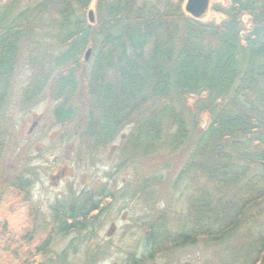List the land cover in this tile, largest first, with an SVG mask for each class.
Instances as JSON below:
<instances>
[{"label": "trees", "instance_id": "16d2710c", "mask_svg": "<svg viewBox=\"0 0 264 264\" xmlns=\"http://www.w3.org/2000/svg\"><path fill=\"white\" fill-rule=\"evenodd\" d=\"M14 1L0 11V111L28 44L29 60H52L45 74L38 71L32 94L54 74L57 123L73 119L70 100L83 88L88 145L121 136L133 155L147 156L170 134L173 152L189 147L183 171H196L204 183L190 193L179 235L149 227L152 254L221 242L264 217V0L211 1L217 17L208 20L185 13V0H37L9 17ZM46 37L56 44L41 46ZM2 228L0 255L14 259L0 264H32L44 249L25 241L15 257L14 237ZM245 239L241 264H264V231Z\"/></svg>", "mask_w": 264, "mask_h": 264}, {"label": "rangeland", "instance_id": "374dc122", "mask_svg": "<svg viewBox=\"0 0 264 264\" xmlns=\"http://www.w3.org/2000/svg\"><path fill=\"white\" fill-rule=\"evenodd\" d=\"M10 1L1 0L0 11ZM36 1L15 0L7 15L11 17ZM213 16L217 14L208 10L203 20ZM44 19L47 20V16ZM49 31L52 37L56 34L52 29ZM43 39L41 46L56 44V39ZM27 47L25 44L20 48L7 99L0 111V226L6 238L14 237L15 257L19 253L15 248L18 245L23 249V238L31 230L36 237L33 243L47 249L52 223L49 206L61 200L66 190L80 189L82 185L91 191L99 187L112 190L113 202L88 231L74 232L77 235L51 232L49 249H53L55 256L49 264H60L62 255L65 264H128V255L140 257L147 249L146 230L150 226L160 224L157 230L172 232L168 233L170 238L177 235L179 223L186 216L190 193L204 183V178L194 175V171H183L189 147L173 152L167 145L170 142V134H167L162 137V148L147 156L133 155L121 136L105 147L98 145L103 147L96 150L82 136L87 110L83 88L70 100L71 106L77 108L73 119L57 123L53 110L59 100L54 101L49 90L54 74L45 77V87L38 95L32 94L37 87L34 85L38 71L44 70L45 74L46 63L52 60H29ZM36 52L35 49L33 54ZM86 68L81 67L83 71ZM128 129L125 127L123 133ZM82 146L85 149H81ZM28 153L34 155L28 157ZM23 159L36 180L34 194L28 202L9 185L18 170H23ZM263 231L262 216L253 225L239 228L226 240L185 243L163 255L155 254L142 264H241L238 246L246 240V233L257 235ZM27 242L33 246L31 241ZM0 258L2 261L14 259L7 251Z\"/></svg>", "mask_w": 264, "mask_h": 264}, {"label": "flooded vegetation", "instance_id": "af4514ba", "mask_svg": "<svg viewBox=\"0 0 264 264\" xmlns=\"http://www.w3.org/2000/svg\"><path fill=\"white\" fill-rule=\"evenodd\" d=\"M121 138L122 140H126L124 139V137ZM106 145H104V147ZM101 147L103 146H95L94 148H96V150H99L101 149ZM81 149H85V147L82 146ZM33 155L34 154L32 153H28L27 156L30 157ZM27 156L26 159L28 160L29 158ZM19 165L21 166V161L19 162ZM23 165H25L23 170H21V172L20 169L18 170L19 172L16 173L15 177L9 185L16 190V192L20 195L22 199H24L25 202H28L32 199V196L34 194V186L36 180L34 179L33 172L28 166V162L26 160H24ZM58 176L59 175H56V177ZM113 193L114 192L112 190L107 191L105 187H99L95 191H91V188L85 187L83 185L80 189L66 190L65 196L61 200L54 201V203L49 206L51 218L50 221L52 223L51 228L49 229L48 241L50 240L51 242L47 241L46 250L40 247L41 252L39 255H36L34 257V261L32 264H49V260H53V256H55V254L52 252V248L49 249L51 247L50 245H52V234H50L51 232L57 234L60 233L63 235H67L68 233L77 235L74 232L81 230L88 231V229H90L89 227H91L92 224L95 223V220H98L100 215L104 214L108 205L110 206L112 204V198L114 195ZM57 219L60 221L56 222V225H54V222ZM61 221L65 223L63 226L61 225ZM81 225H83V228H80ZM33 228L34 225H31V229ZM148 230L149 228L146 230V234L149 232ZM32 238L34 241H36L35 235L32 236ZM38 246L39 245L36 244V242L33 245L34 249L36 250L38 249ZM152 252V250L144 249L140 257H133V255L130 254L127 256V261H129L127 263L133 264V262L136 261V263L142 264L149 262L150 259L156 256L155 254H152ZM47 254H50V256H47ZM61 257V260H63L64 262V255H62Z\"/></svg>", "mask_w": 264, "mask_h": 264}, {"label": "water", "instance_id": "95a60500", "mask_svg": "<svg viewBox=\"0 0 264 264\" xmlns=\"http://www.w3.org/2000/svg\"><path fill=\"white\" fill-rule=\"evenodd\" d=\"M210 0H185L184 8L193 17H201L208 9ZM89 22H93V12L88 11ZM88 56V52L86 54Z\"/></svg>", "mask_w": 264, "mask_h": 264}, {"label": "bare ground", "instance_id": "6f19581e", "mask_svg": "<svg viewBox=\"0 0 264 264\" xmlns=\"http://www.w3.org/2000/svg\"><path fill=\"white\" fill-rule=\"evenodd\" d=\"M183 9H184V11H185V8H184V6H183ZM208 10H209V7H208V9H207V11L201 16V17H193L192 15H190L189 13H187L186 11H185V13H187L190 17H192V18H194V19H196V20H202L203 18H204V16H205V14L208 12ZM188 173H190V172H192V171H187ZM196 172V171H195ZM195 172H194V175H195ZM193 173V172H192ZM31 231H33V230H31ZM31 231H28L27 232V234H26V236H24V241H22V244L23 245H25V241L27 242V241H31L32 243L34 242V240H33V238L31 237V236H33L34 235V233L32 232L31 233ZM152 234H154V233H152ZM27 237H30V238H27ZM29 239V240H28ZM28 243V242H27ZM29 244V243H28ZM33 245H34V243H33ZM38 247H40V246H38ZM50 256V254H47V256ZM52 257V256H51ZM60 264H65L64 262H63V260L62 261H60ZM66 264H72V263H66Z\"/></svg>", "mask_w": 264, "mask_h": 264}]
</instances>
